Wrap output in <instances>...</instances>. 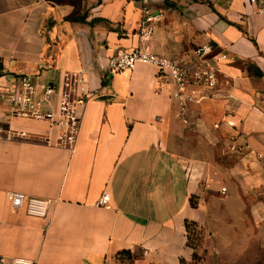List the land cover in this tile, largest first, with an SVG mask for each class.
Wrapping results in <instances>:
<instances>
[{
    "label": "crops",
    "instance_id": "obj_1",
    "mask_svg": "<svg viewBox=\"0 0 264 264\" xmlns=\"http://www.w3.org/2000/svg\"><path fill=\"white\" fill-rule=\"evenodd\" d=\"M259 7L150 0L161 16L143 40L140 0H0L7 74L58 84L63 72L82 71L96 91L80 110L73 152L56 146L46 122L0 106V264H192L194 254L238 258L252 243L264 249ZM202 45L211 51L197 58L193 50ZM134 47L190 73L214 67L213 94L181 111L173 83L155 66L108 72L110 57ZM104 191L109 201L99 206ZM8 192L47 200L46 216L13 209ZM185 222L200 233L196 249Z\"/></svg>",
    "mask_w": 264,
    "mask_h": 264
},
{
    "label": "built area",
    "instance_id": "obj_2",
    "mask_svg": "<svg viewBox=\"0 0 264 264\" xmlns=\"http://www.w3.org/2000/svg\"><path fill=\"white\" fill-rule=\"evenodd\" d=\"M150 0H140L142 16L138 23L137 35L140 39L148 40L154 34L156 21L161 14H153L149 9ZM251 4L260 3L258 12L264 13L263 0H249ZM211 51L210 45L198 46L193 50L197 58H202ZM221 55L218 59H224ZM135 63L155 66L159 77L170 81L174 85V95L182 110L189 102H199L209 97L217 83V72L214 67H207L201 71L189 72L181 64L157 55L148 50L134 47L119 51L110 57L107 64L108 72H119L130 69ZM10 79L5 81V77ZM107 75H104V79ZM190 81L200 82L204 91L190 86ZM96 97V91L89 90L82 71L62 74L58 84H39L32 74H7L3 69L0 58V106L8 107V115L44 121L56 130V146L75 150L80 132L82 113L86 102ZM21 132V135H24ZM258 157L262 158L261 154ZM224 190V189H223ZM7 200L13 209H22L29 216L44 217L47 214V200L26 196L21 192H8ZM109 193L103 192L98 199L99 206L107 205Z\"/></svg>",
    "mask_w": 264,
    "mask_h": 264
},
{
    "label": "rangeland",
    "instance_id": "obj_3",
    "mask_svg": "<svg viewBox=\"0 0 264 264\" xmlns=\"http://www.w3.org/2000/svg\"><path fill=\"white\" fill-rule=\"evenodd\" d=\"M201 237L193 229L190 230L188 237V243L194 247L200 246ZM248 252L245 254V257H236V258H226L220 257L219 255L214 254L213 257L207 258L204 254L198 255L193 259L192 264H264V249L260 250L257 245L252 243L248 247ZM123 264H129L124 262Z\"/></svg>",
    "mask_w": 264,
    "mask_h": 264
},
{
    "label": "trees",
    "instance_id": "obj_4",
    "mask_svg": "<svg viewBox=\"0 0 264 264\" xmlns=\"http://www.w3.org/2000/svg\"><path fill=\"white\" fill-rule=\"evenodd\" d=\"M185 226H186V231H187V235L189 237L190 234V230L193 229L194 231H196L198 233V235L200 236V233L198 232L197 228H196V224H194L193 222H185ZM188 239V238H187ZM188 241V240H187ZM189 244V243H188ZM190 245V244H189ZM192 246V245H190ZM194 249H196L197 247L192 246ZM196 256V254H194V257Z\"/></svg>",
    "mask_w": 264,
    "mask_h": 264
}]
</instances>
